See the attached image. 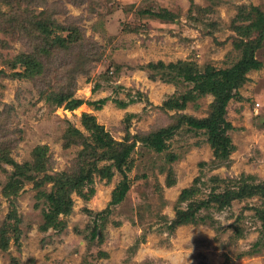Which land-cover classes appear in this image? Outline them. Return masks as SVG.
Segmentation results:
<instances>
[{"label":"rangeland","instance_id":"rangeland-1","mask_svg":"<svg viewBox=\"0 0 264 264\" xmlns=\"http://www.w3.org/2000/svg\"><path fill=\"white\" fill-rule=\"evenodd\" d=\"M253 6L264 10V0H0V264H264V39L255 51L262 67L227 107V160L206 130L186 123L163 152L142 140L184 116L209 117L215 95L166 81L174 70L161 64L231 67L258 37L243 29ZM183 95L184 109L166 107ZM73 98L84 103L67 108ZM88 116L116 142H136L125 165L131 188L112 205L123 174L113 165L111 178L93 174L90 198L72 192L71 213L45 229L50 193L95 163ZM96 157L99 169L113 163L102 149ZM241 188L226 207L196 209ZM193 207L205 220L178 224Z\"/></svg>","mask_w":264,"mask_h":264},{"label":"trees","instance_id":"trees-1","mask_svg":"<svg viewBox=\"0 0 264 264\" xmlns=\"http://www.w3.org/2000/svg\"><path fill=\"white\" fill-rule=\"evenodd\" d=\"M251 9L253 11L241 15L248 21V24L243 28L244 34L250 37L253 32H258V37L244 43L245 49L243 50L242 58L231 67L217 69L208 66L206 71H200L193 68L191 64L185 61L171 65L161 64V66L169 68L172 72L174 70V75H170L166 81L170 82V80L175 77H179L183 78V80L192 82L194 83L195 88L199 89L202 93L214 94L216 97V104L209 117L188 118L184 116L183 120L181 121L180 119L178 124L160 128L159 130L143 137L142 140L153 147L157 152H163L167 148V140L171 139L176 134L178 128L186 123L189 128L206 130L208 141L211 143L214 149V155L217 159L227 160L230 157L232 151L235 149V145L229 132L235 129V127L233 123L227 119V107L230 101L235 98L237 89L246 81L247 73L253 69H260L262 67V62L256 57L255 51L259 48L264 39V10L257 6H253ZM45 29L46 28H43V32H48ZM19 60L23 62L21 58H19ZM26 63L28 62L26 61ZM29 64L31 65L32 61ZM17 74L19 75L20 72H17ZM189 98V96L183 95L180 99L168 101L166 107L171 109H184ZM64 101L65 99L62 98L57 103L58 105H62ZM83 103V99L73 98L67 103V108L76 109ZM104 103V99L98 102L99 106H102ZM122 105L126 106L127 103H122ZM86 127L91 132L93 142H95V145L90 146L93 156L88 160H93L95 163L87 169L84 168L83 170H80V173L75 175L74 179L70 178L69 180L64 181V189H62V192L50 193L48 196L49 208L46 211L45 229L59 227L60 222L58 219L60 215L71 213L73 206V199L71 197L72 192L76 191L79 194H83L84 198H90L95 192L93 174H99L102 178H111L114 174L112 170L113 166L123 174V180L114 190L113 198L110 202L112 205L121 203L126 198L131 188L130 179L127 173L128 170L125 169V165L129 166V158L136 146V142L134 141L127 145L116 142L109 132L105 130L104 126L97 123L94 116H88ZM99 149L104 150L108 158L113 160L111 165H104L100 169L98 163L104 159L96 157V151ZM54 179L62 180L61 176H56ZM85 188L88 190L87 193L84 192ZM191 191V189H185L182 193V198H188ZM248 195H250V193ZM242 196H244L243 188L237 191V193L234 191H225L220 195L216 194L215 197H210L208 201H199L196 205V209L199 210V208L203 206H208L209 201H219V206L226 207L231 203V199L240 198ZM110 210V207H107L106 210L97 214L98 217L94 220V227L91 231L92 239L97 237L101 238V223L98 219L103 216L102 213L110 212ZM196 214L195 208L193 207L189 212L181 213L180 219L177 223L183 224L205 220L203 217H197ZM9 217L11 219H16V212L13 211ZM260 218L263 221L264 226V212L260 214Z\"/></svg>","mask_w":264,"mask_h":264}]
</instances>
